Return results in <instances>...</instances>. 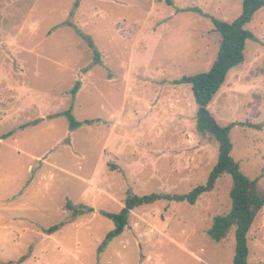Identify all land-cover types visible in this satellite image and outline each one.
<instances>
[{"label":"rangeland","instance_id":"374dc122","mask_svg":"<svg viewBox=\"0 0 264 264\" xmlns=\"http://www.w3.org/2000/svg\"><path fill=\"white\" fill-rule=\"evenodd\" d=\"M75 1L0 0V135L13 131L0 140V264H231L234 228L220 242L207 234L230 209L228 175L195 204L135 208L121 235L98 247L114 227L101 211L119 212L127 194L206 183L218 143L196 130L190 85L174 80L210 69L221 42L210 17L233 21L242 0ZM65 21L92 38L100 65L83 72L93 52ZM246 28L257 40L209 110L221 125L261 124L235 125L230 140L264 192V7ZM70 107L78 120L102 122L71 131L65 116L48 119ZM67 203L94 210L74 217ZM263 213L248 232V264H264Z\"/></svg>","mask_w":264,"mask_h":264},{"label":"trees","instance_id":"16d2710c","mask_svg":"<svg viewBox=\"0 0 264 264\" xmlns=\"http://www.w3.org/2000/svg\"><path fill=\"white\" fill-rule=\"evenodd\" d=\"M156 1L173 6V0ZM78 5L79 0H76L74 7L76 8ZM262 7H264V0H242V11L233 21L227 22L215 17H210L214 25V30L218 32L221 37L219 49L212 66L207 71L192 75H183L174 80V84L190 85L197 104L196 130L202 135L211 136L218 143V159L206 183L192 188L185 194H127L124 205L119 212L101 211L104 217L113 222L114 227L105 235L98 247V252L101 253L108 243L121 235L128 224L131 211L135 208L153 204L158 200L195 204L202 194L209 193L214 189L220 177L228 175L232 179V186L229 191L231 202L230 209L227 213L214 217L211 227L207 230V234L211 239L220 242L226 237L227 233L234 228L235 247L231 264H248V232L258 213L264 208V192L258 188L257 180L250 179L246 176L240 169L238 162L233 158L231 154L232 143L230 140V132L235 125L247 126L258 130L261 129L262 126L259 123L255 124L251 122H230L226 125H221L210 112L209 105L224 84L228 73L244 62L246 42L248 40H257L255 35L246 28V25L251 22L254 14ZM189 10L197 11L204 15L199 8L193 7ZM64 25L73 29L87 43L93 52L94 60L90 66L83 69V72H87L94 65H100V53L92 38L69 21H65ZM260 43L264 46V42ZM80 86L81 82L76 81L70 90V94L75 96ZM57 116H65L67 118L68 127L71 131L82 125H93L102 122L100 118L78 120L73 115L71 107L60 113L49 116L48 119ZM36 122L37 121L26 123L22 125L21 128L34 125ZM12 134L13 131H8L0 135V140L8 138ZM67 208L72 210L74 217L94 210L92 207H75L71 203H67ZM63 225L64 223L52 225L44 229V232L48 235L53 234Z\"/></svg>","mask_w":264,"mask_h":264},{"label":"crops","instance_id":"0c3cea01","mask_svg":"<svg viewBox=\"0 0 264 264\" xmlns=\"http://www.w3.org/2000/svg\"><path fill=\"white\" fill-rule=\"evenodd\" d=\"M264 208L260 211V212H263ZM264 214V213H263Z\"/></svg>","mask_w":264,"mask_h":264}]
</instances>
